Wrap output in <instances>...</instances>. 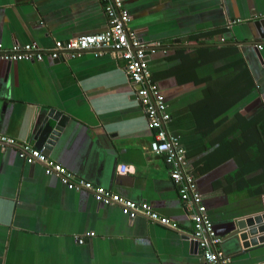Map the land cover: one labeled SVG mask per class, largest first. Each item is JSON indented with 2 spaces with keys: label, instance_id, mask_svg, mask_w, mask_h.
<instances>
[{
  "label": "crops",
  "instance_id": "0c3cea01",
  "mask_svg": "<svg viewBox=\"0 0 264 264\" xmlns=\"http://www.w3.org/2000/svg\"><path fill=\"white\" fill-rule=\"evenodd\" d=\"M125 3L171 114L167 131L187 150L222 238L217 250L231 264L260 263L264 245L224 242L217 227L264 210V193L257 192L262 185L247 184L244 178L254 174L244 176L245 165L235 157L243 127L264 114V39L254 27L264 19V0ZM107 28L102 0H0L6 48L34 43L48 49ZM137 90L126 62L111 51L57 62L0 60V134L43 149L78 178L152 205L180 228L142 216L130 220L119 206H103L91 193L47 176L43 166L26 164L16 148L0 147V264H207L190 240L191 213L169 166L150 150L154 134ZM52 109L68 121L47 150L36 126ZM120 166L129 171L122 175Z\"/></svg>",
  "mask_w": 264,
  "mask_h": 264
},
{
  "label": "built area",
  "instance_id": "2783aa9c",
  "mask_svg": "<svg viewBox=\"0 0 264 264\" xmlns=\"http://www.w3.org/2000/svg\"><path fill=\"white\" fill-rule=\"evenodd\" d=\"M102 2L108 22L106 31L67 42L57 41L48 49L34 43L24 45L15 43L10 48L0 43V60L13 64L43 62L48 58L55 62L63 58L74 60L86 52H91L99 58L106 51H111L117 58L124 60L129 79L138 86L137 97L144 108L148 128L154 134L150 150L155 156L162 157L169 166L171 179L191 213L194 231L190 240L198 244L207 264H231V257L216 248L222 243V238L216 232L203 195L191 172L187 150L178 138L167 131L166 124L171 121V114L159 86L152 80L148 45L143 42L137 31L130 27L132 15L126 7L125 0ZM237 22L233 21L231 25ZM259 49L262 47L259 46ZM7 146L16 148L26 164L43 166L47 176L59 179L71 191L91 193L95 201L104 206H119L123 215L131 220L142 216L174 231L180 230L178 223L159 214L152 205L126 199L83 178H78L65 166L51 160L43 149L35 148L28 142L18 144L16 139L0 134V147L4 150ZM128 171L127 166L119 167V173L122 175ZM87 236L94 237L95 234L89 233ZM79 243L84 244L85 240L80 239Z\"/></svg>",
  "mask_w": 264,
  "mask_h": 264
},
{
  "label": "water",
  "instance_id": "95a60500",
  "mask_svg": "<svg viewBox=\"0 0 264 264\" xmlns=\"http://www.w3.org/2000/svg\"><path fill=\"white\" fill-rule=\"evenodd\" d=\"M254 27L257 28L260 38L264 39V19L254 22ZM257 43L250 42L251 45ZM67 121L68 116L59 110L52 109L37 122L36 136L45 149L50 150L53 147ZM217 229L223 236L224 242L238 240L245 249L264 245V210L251 216L225 220ZM195 245L198 247L197 243ZM257 264H264V260Z\"/></svg>",
  "mask_w": 264,
  "mask_h": 264
},
{
  "label": "trees",
  "instance_id": "16d2710c",
  "mask_svg": "<svg viewBox=\"0 0 264 264\" xmlns=\"http://www.w3.org/2000/svg\"><path fill=\"white\" fill-rule=\"evenodd\" d=\"M256 118L249 125L243 127L241 140H238L240 155L236 156L237 161L244 163V176L254 174L253 177L244 180L248 183L261 184L259 194L264 193V114ZM232 142H237L232 141ZM231 147V142H230ZM234 157V156H233ZM238 173H236V176ZM239 179V178H238ZM240 180V179H239Z\"/></svg>",
  "mask_w": 264,
  "mask_h": 264
},
{
  "label": "bare ground",
  "instance_id": "6f19581e",
  "mask_svg": "<svg viewBox=\"0 0 264 264\" xmlns=\"http://www.w3.org/2000/svg\"><path fill=\"white\" fill-rule=\"evenodd\" d=\"M148 60H149V57H148ZM102 205V204H101ZM104 206V205H103ZM108 207V206H107ZM131 220V219H130Z\"/></svg>",
  "mask_w": 264,
  "mask_h": 264
}]
</instances>
